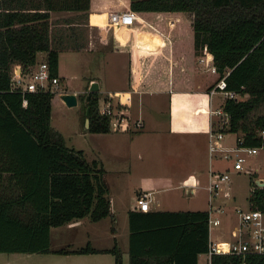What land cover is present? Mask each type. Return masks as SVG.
<instances>
[{
    "label": "trees",
    "instance_id": "trees-1",
    "mask_svg": "<svg viewBox=\"0 0 264 264\" xmlns=\"http://www.w3.org/2000/svg\"><path fill=\"white\" fill-rule=\"evenodd\" d=\"M88 6L89 0H0V250H108L114 264H122L116 243L50 247L51 225L110 213L104 167L68 145L51 124L52 88L22 89L11 83L13 63L27 69L39 50H46L50 73L57 74L50 11ZM129 6L189 11L195 48L207 44L218 75L226 73L227 87L241 93L225 97L230 117L223 128L240 130L244 143L263 145L258 128L264 127V111H251L264 101V0H129ZM84 97L87 127L109 130L108 115L97 108L96 89ZM250 202L264 208V184H253ZM208 214V208H130L129 264H264V252H214L210 260H200L198 254L209 247Z\"/></svg>",
    "mask_w": 264,
    "mask_h": 264
},
{
    "label": "rangeland",
    "instance_id": "rangeland-1",
    "mask_svg": "<svg viewBox=\"0 0 264 264\" xmlns=\"http://www.w3.org/2000/svg\"><path fill=\"white\" fill-rule=\"evenodd\" d=\"M50 12H52V16L49 17V33L51 44L58 47L57 75L59 76L58 83L56 85L51 84L53 85V93L51 96L52 115H50V122L63 133L65 142L68 145L81 148L83 155L88 160L96 157L101 161L104 167V179L107 173V179L111 181V192L110 190L109 192L111 196H115L116 204L121 206L130 205V203L136 202L137 192L132 187L133 184L139 181L141 174H146L149 171L152 177L157 179L156 183L162 184L166 181L162 177L164 173H167V169L176 173L177 168L173 170L170 164H175L182 156L185 158L189 147L180 143L182 141L180 139L181 135L170 134L163 128L161 125V118L163 117L161 110L158 109L155 112L151 107V105H154L152 103L154 100L149 98H158L161 105L165 93L156 94V91L143 90L140 85H137V90L133 91L131 100V97L127 95L119 96L118 92L115 91L131 86L130 83H127L124 71L128 67L126 60L129 55V43L118 45V42L114 43L113 39L115 36L117 39L125 38L129 40L131 35L138 32L133 23L129 25L103 24L105 14L92 12L90 14L91 20L102 24V26H98L85 23L87 11L77 12L61 9L51 10ZM146 12L143 14L148 19V23H141L140 27L150 30L151 35L158 34L160 36L161 34L157 30L159 28L164 32L170 29V35L182 33L185 36H193L191 16L188 14V10L177 9L172 10V13L161 11V16L152 11ZM175 12L178 13L177 18L174 17ZM171 16L174 20L170 19V22H168L167 19ZM134 21L136 22V20ZM173 22L174 25L169 28V24L171 25ZM101 29H103V34L100 32ZM137 45L141 44L137 42ZM119 46L127 51L117 49ZM141 46L145 47L130 46L132 54H134L135 48H139L143 53L148 54V51H152L150 55H155L154 46ZM192 46H194V42ZM202 47L197 49L200 53L203 52ZM45 54L46 50H39L36 57L39 60L45 59ZM192 56L196 64H205L199 61L195 54H192ZM37 59L35 61H39ZM133 72L135 76L138 74L137 70H133ZM208 72L213 74L214 71ZM217 73H215L216 78L219 74ZM93 79L98 82L96 91L100 102H103L105 97L111 98L113 103H116L117 100H131V108L135 110L131 114H136L141 107L143 124L137 128L130 124L119 129L110 128L106 131L89 129L85 124V119L83 121L82 115L86 109L84 94L89 89ZM61 89L75 91L77 101L72 104L67 103L61 97L60 93L63 91ZM216 96L222 99L224 95L222 91L217 90ZM219 101L216 100V103L218 104ZM263 111L264 101L256 106L251 114L254 115ZM224 133L225 136L222 140L227 144V141L234 139L236 130L227 128ZM199 148L196 152L200 165H207V167L210 165L212 156L220 153L218 150L211 153L210 143L209 152H207L208 148H205L202 141ZM138 150L141 151V156H139ZM235 156V153H233L232 156H223L219 160L222 165H229L226 168H228L231 175L230 180L223 186L221 191L213 194L212 197L215 206L218 204L224 206V210L221 212L222 222L214 225L211 230V236L215 239L230 235L231 225L238 219L236 208L238 206L248 208L251 205L250 191L253 184L257 182L256 174L264 172V144L260 145L259 151L247 153L244 160L247 168H234ZM116 168L119 169L116 170ZM172 180L176 183L174 177ZM206 180L207 178L191 179V181L199 184L197 192L193 194L184 191L183 187L177 186V183L167 189L165 187L156 188L154 193L161 199L160 207L194 206L206 208L210 203L208 188L203 186V183L207 182ZM142 187L145 188L146 186L142 185ZM88 241L91 245L94 243L97 245L116 243L121 248L122 261L125 260L124 262L128 264L127 249L123 248L127 247L128 244L127 222L123 210H119V213H113L110 210V213L98 219H91L86 214L74 216L65 222L50 227L51 248L84 245ZM99 254L102 257L109 256L111 258L113 256L114 259V254L111 251ZM57 256H62V254L53 250H0V264H59L56 260ZM201 259L206 260L207 255L202 254ZM106 261V259H103V264H108Z\"/></svg>",
    "mask_w": 264,
    "mask_h": 264
},
{
    "label": "crops",
    "instance_id": "crops-1",
    "mask_svg": "<svg viewBox=\"0 0 264 264\" xmlns=\"http://www.w3.org/2000/svg\"><path fill=\"white\" fill-rule=\"evenodd\" d=\"M128 5H129V0H89V6L85 9H67V10L77 11V12L87 11V16H86L87 19L86 22L85 21L84 22L86 24L89 23L92 25L102 26V24L91 20L90 14L92 12H100L105 14V18H104L105 22L103 23L105 24V23H109L107 21L108 10L123 8ZM172 10H177V9H146L147 12L152 11L155 14H158V16H161V11H170L168 13H172L171 12ZM137 11L140 15V18H136L135 19L136 22L134 21L132 23L134 28L137 29L138 32L131 35L129 40L125 38L117 39L115 36L113 39L114 43L118 42L117 43L118 45L129 43L128 46L129 55H128V59L126 60L128 67L124 71L127 77V83H130V86L133 88L130 95L131 100H132L133 91L137 90L138 87L137 85H140V87L143 90L156 91V94L157 93L160 94L162 92L165 93V97L161 105L159 103L158 98L155 97L149 98L151 100H154L152 102L154 105L151 104L150 105L153 108V111L155 112H157L158 109L161 110V114H163V117L161 118V125L163 126V128L170 134L181 135L180 139L182 141L180 143H183L186 146L188 145L189 150L185 158H183L182 156L175 164H170V166L173 167L172 168L173 170L174 168H177L176 173L170 172L169 171L170 169H167L166 171L167 173H164V176L162 177L163 180L166 181H164L162 184L156 183L157 179L152 177L151 172L148 171L146 174H141V176L139 177L140 178L139 181L136 184H133L132 188H135L137 194H139V192L142 190H148V189L152 190L153 199H151L149 209L201 208L194 206L160 207L161 199L154 193V191L156 188L165 187L167 189L169 187H173L176 183L177 186L183 187V190L186 191L182 183L187 179L191 180L193 178L196 179L207 178L206 180L207 182L203 183V186L208 188L207 184L209 181L210 166L212 165L214 168L229 167V165H222V163H220L219 160L220 158L223 157L220 154H216L212 156V160L210 161V165L208 167L207 165H200L198 155L196 152L197 150L200 149L199 145L201 141L203 142V144H205V148L206 147L208 148L207 152H209L210 131L212 129L215 130L226 126V123H223V117L226 115L223 112L215 111V108L217 106H222L224 104L225 97L223 96V98L221 99L220 97L216 96L217 90L214 92L211 91V87L216 81V79L219 77V75L216 78L215 75L216 71L208 67L205 61L199 59V55L201 53L196 48H194V46H192V43L194 42L193 36L190 35L185 36L182 33H176L170 35V29H168L167 32H164L162 30L161 31L162 33L160 32L161 34L160 36L158 34L151 35L149 32L150 30H148L147 28L140 27L141 23L144 22L148 23V19L143 14L146 11L145 10H137ZM188 14L190 15L189 12ZM50 16H52V12ZM174 17L175 18L178 17L177 12H175ZM170 19L174 20V18L171 16L167 19L168 22H170ZM172 25H174V22L171 25L169 24V28H171ZM100 32L103 34L104 33L103 29H101ZM144 34L147 35L148 38L147 40L143 38ZM137 36L138 38H136ZM137 42L141 45L154 46L153 51L155 55L152 56L150 55L152 51L151 52L148 51V54L143 53L139 48L138 49L135 48L136 50L134 51V54H132L130 46L145 47V46L137 45ZM117 49L123 50L124 48L119 46V48ZM123 51H127V50L124 49ZM192 54H195V57H197L199 61L205 64H201V63L196 64ZM133 70L138 71V74L136 76ZM208 71L210 72L214 71V72L213 74H211ZM61 90H66V89H61ZM131 100H126L123 103L126 109L130 110V112L133 113V111L135 110L131 108V104H132ZM216 100H220L218 104L216 103ZM140 110L136 112L141 115ZM50 115H52V110ZM82 119H83V115H82ZM223 130L224 132H226L225 128H223ZM240 133H242L240 130H236V135L234 139H230L227 142L225 141L227 145H234V143L236 144L237 135ZM224 136L225 133L223 137ZM207 143L208 145H206ZM138 154L139 156H141V151L138 150ZM118 169L119 168H116V170ZM256 176H264V172H262L261 174H256ZM107 177L108 175L106 173L105 181L108 186L110 207L113 213H119V210L121 209L123 210L127 222V243H128V239H129L128 210L130 208H138L137 203L134 202V203H130V205H124V206L116 204L115 196L114 195L111 196L110 193L111 181H109ZM173 177L176 179V183H174V181L172 180ZM142 185L146 187L143 188ZM198 186L199 184L196 183L195 192H197ZM195 192L192 193L187 192V193L193 194ZM209 198H210V192H209ZM86 215L90 217L89 214ZM76 246L79 245H69V247H76ZM93 246L102 248V247H109L111 246V244L106 243L105 245H97L96 243H94ZM123 248L127 249V255L129 259L128 244L127 247H123ZM104 252H110V251L94 250V251H85V252L82 251L59 252L62 254V256H57L56 260L59 264H103V259H106L107 260L106 263L114 264L113 256H111V258H109V256H103V257L100 256L99 253H104ZM202 254H206L207 255L206 260H209L210 256L206 251L200 252L198 254V258L200 260L205 261V259H201ZM124 261H122V264H126ZM128 264H129V260H128Z\"/></svg>",
    "mask_w": 264,
    "mask_h": 264
},
{
    "label": "built area",
    "instance_id": "built-area-1",
    "mask_svg": "<svg viewBox=\"0 0 264 264\" xmlns=\"http://www.w3.org/2000/svg\"><path fill=\"white\" fill-rule=\"evenodd\" d=\"M136 18H140L138 11L129 5L123 8L110 9L107 13V21L110 24H131ZM157 30L159 32L162 31L159 28ZM202 50L203 52L199 55V59L205 61L212 70L218 72L217 64L213 60L211 62L208 61V54L211 51L207 44L203 45ZM58 81L59 76L50 73L49 64L46 59L34 61L29 64L27 69H25L20 62L13 63L11 71V83L13 86L22 89L46 87L53 89V85H56ZM132 90L133 88L130 87L120 88L115 91L118 92L119 96L127 95L130 97ZM216 90L222 91L224 97L241 96L239 91L227 87L226 73L219 76L212 85L211 91L214 92ZM124 101L125 100H117L116 103H113L112 99L109 97H105L103 102L98 100V111L108 115V123L111 129H119L124 126H129L130 124H133V126L137 128L143 124L142 116L140 114H131L130 111L126 110L123 103ZM215 111L226 114V116L223 117V123L229 121L230 116L228 111L224 108V104L222 106H217ZM258 133L261 134L264 139V127L258 128ZM223 135V128H219L217 131L214 129L210 131L209 143L211 153H213L214 150H218L220 153H217L224 157L232 156L233 153H235L234 168H247L244 164L247 153L259 151L260 145L242 142L243 135L241 133L237 135L236 144L227 145L222 140ZM230 175L228 168H214L212 165L209 168V181L207 186L210 192V203L208 207L210 239L209 247L206 251L210 256L209 260L214 252H264V208L259 206H249L248 208L238 206L236 208L238 219L232 224L230 235L219 239H215L211 236L213 226L222 222L223 216L221 212L224 210V206L219 204L215 206L213 204L212 197L213 194L220 192L223 186L227 184L230 180ZM182 184L186 192H195V182L185 180ZM151 199H153L152 190L140 191L136 196L137 207L139 209L150 208Z\"/></svg>",
    "mask_w": 264,
    "mask_h": 264
},
{
    "label": "water",
    "instance_id": "water-1",
    "mask_svg": "<svg viewBox=\"0 0 264 264\" xmlns=\"http://www.w3.org/2000/svg\"><path fill=\"white\" fill-rule=\"evenodd\" d=\"M213 60V53L210 52L208 54V61L211 62ZM98 88V82L96 79H93L90 83L89 90L97 89ZM61 97L69 104L75 103L77 101V93L75 91H61ZM89 94L86 95L88 97ZM89 111V107H86V112ZM89 123V116H85V124L88 125ZM256 181L260 184H264V176H257Z\"/></svg>",
    "mask_w": 264,
    "mask_h": 264
},
{
    "label": "bare ground",
    "instance_id": "bare-ground-1",
    "mask_svg": "<svg viewBox=\"0 0 264 264\" xmlns=\"http://www.w3.org/2000/svg\"><path fill=\"white\" fill-rule=\"evenodd\" d=\"M143 38L146 40L148 39L146 34L143 35Z\"/></svg>",
    "mask_w": 264,
    "mask_h": 264
}]
</instances>
